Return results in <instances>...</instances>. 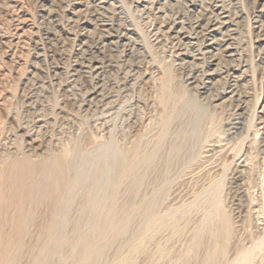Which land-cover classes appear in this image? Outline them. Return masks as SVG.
<instances>
[{
	"label": "rangeland",
	"instance_id": "rangeland-1",
	"mask_svg": "<svg viewBox=\"0 0 264 264\" xmlns=\"http://www.w3.org/2000/svg\"><path fill=\"white\" fill-rule=\"evenodd\" d=\"M149 1L0 0L1 144L25 151V133H36L42 123L40 148L29 152L34 156L74 142L102 145L111 134L118 145L133 144L161 121L164 85L179 88L200 104L207 157L199 156V168L195 163L170 170L158 211L175 210L180 220L176 235L167 229L156 235L160 253L151 250L147 261L138 249L118 255L131 256L130 264H181L209 209L199 200L216 185L232 232L223 260L241 247L253 252L252 264H264V0H213L230 17L227 57L217 46L208 50L206 40L190 31L199 6L212 0ZM173 25L182 28L181 37L167 31ZM213 63L221 70L207 82L205 70L215 69ZM187 115L193 121L194 113ZM172 123L177 126L178 119ZM66 250L63 244L59 255L69 258ZM117 262L112 255L106 259Z\"/></svg>",
	"mask_w": 264,
	"mask_h": 264
},
{
	"label": "bare ground",
	"instance_id": "bare-ground-1",
	"mask_svg": "<svg viewBox=\"0 0 264 264\" xmlns=\"http://www.w3.org/2000/svg\"><path fill=\"white\" fill-rule=\"evenodd\" d=\"M91 2L104 4L106 0ZM137 2L145 6L151 3L149 0ZM199 7L201 13L190 30L195 34L192 37L202 36L208 50L212 52L217 46L229 56L232 48L227 41L232 40V28L228 27L227 10L213 0L208 6ZM178 27L173 25L167 29L173 38L181 37L182 28ZM212 65L216 68L205 70L207 82L221 70L218 65ZM164 87L160 96L161 121L151 133L143 134L133 144L118 145L111 134L107 138L110 140L102 145L80 146L74 142L67 149L34 156L29 152L40 148L37 144L45 134L43 123L36 127V133H25L29 140L25 151L10 143L1 144L0 139V264H107L109 255L117 257L118 264H130L131 256L118 255L125 249H138L140 259L146 261L152 256L151 250L160 253L156 235L162 229L176 235L180 220L175 210L164 214L158 211L170 170L195 163L199 168L200 157L206 158L208 152L201 145L200 104L179 88L170 90L167 84ZM109 105L112 109L115 107L113 102ZM189 112L194 113L191 122L185 120ZM173 117L178 119L175 127ZM217 189L216 185L211 187L207 197L199 200L201 208L209 209L200 227L193 230L187 254L178 260L181 264H252L254 261L253 252L241 247L236 248L231 259L223 260L232 232ZM33 236L34 242L28 239ZM63 244L69 258L59 255Z\"/></svg>",
	"mask_w": 264,
	"mask_h": 264
}]
</instances>
